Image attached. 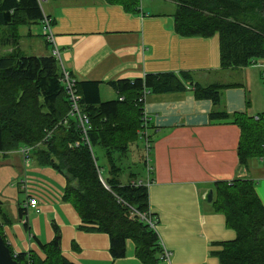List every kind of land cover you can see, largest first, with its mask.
<instances>
[{"label":"trees","instance_id":"16d2710c","mask_svg":"<svg viewBox=\"0 0 264 264\" xmlns=\"http://www.w3.org/2000/svg\"><path fill=\"white\" fill-rule=\"evenodd\" d=\"M112 1L122 3L127 10L140 4V0ZM175 1L176 32L182 37L218 34L223 69L258 61L264 64V0ZM44 15L39 0H0V29L9 30L2 40L8 50L0 53V152L34 146L31 159L65 176L62 200L70 202L79 213L80 229L107 233L113 260L126 257L127 241L132 240L140 261L159 264L164 259L161 238L156 228L139 215L153 220L148 185L132 171L127 181L120 176L130 147L138 146L144 129L149 128L150 121L144 118L145 91L167 94L184 92L191 86L197 99L212 100L216 107L210 113L211 120L232 119L241 129V172H248L253 160L264 157V113H229L221 107L223 90L236 83L202 85L189 71L110 80L107 84L118 97L105 101L101 99V82L77 80L80 109L89 118L86 141L78 116L70 115L72 102L58 60L53 55H26L20 46L19 26L42 22ZM70 76L74 74L70 72ZM95 146L106 151V174L99 165ZM144 162L147 168L148 151ZM213 204L225 214L227 225L237 231L236 239L228 241L219 252L220 264H264V205L256 192V181L245 175L231 182H218ZM26 209L19 207L20 216L26 214ZM1 218L9 221L4 215ZM54 229L50 243L33 237L44 257L34 251L11 250L14 258L20 264H75L62 254L61 233L56 225Z\"/></svg>","mask_w":264,"mask_h":264},{"label":"crops","instance_id":"0c3cea01","mask_svg":"<svg viewBox=\"0 0 264 264\" xmlns=\"http://www.w3.org/2000/svg\"><path fill=\"white\" fill-rule=\"evenodd\" d=\"M42 8L52 20L54 34L47 55L57 47L62 73L72 72L76 80L101 82L102 100L110 80L189 71L202 85L236 83L223 90L221 107L229 113L258 116L264 112V97L253 104L248 94L249 83H259V76L264 80L262 62L223 69L218 34L182 37L176 32L175 0H140L134 10L112 0H43ZM191 88L167 94L145 91L143 98L150 122L149 134L144 129L146 139L141 140H151L152 148L150 165L143 169L141 163L143 173L136 176L145 184L150 179V212L162 248L171 253L159 264H220L219 252L236 239L237 231L227 225L225 214L213 202L205 200L209 189H213L215 200L218 182H231L245 174L256 181L264 205V157L253 160L248 172H241L240 127L232 119L211 120L216 106L210 99H197ZM21 160L24 162L22 154ZM30 164L27 171L23 164L18 183L32 176L46 181L47 187L40 195L39 210L28 208L20 216L26 193L24 200L17 199L12 214L2 207V235L14 253L34 251L44 257L33 237L50 243L56 225L62 254L75 264H144L136 257L132 240L127 241L126 257L113 260L109 235L80 229L79 213L62 200L65 176L34 159ZM3 215L9 221H4Z\"/></svg>","mask_w":264,"mask_h":264},{"label":"rangeland","instance_id":"374dc122","mask_svg":"<svg viewBox=\"0 0 264 264\" xmlns=\"http://www.w3.org/2000/svg\"><path fill=\"white\" fill-rule=\"evenodd\" d=\"M43 28L42 22L19 26V32L22 35L20 46L26 55L44 56L50 54L52 45L47 43ZM8 31L9 30L6 28L0 29V53L8 50L7 46L2 44V40L7 36ZM10 49H12V47H10ZM232 79L236 80L235 76ZM248 90L250 100L253 101V104H257L259 97L261 95L264 97V80L259 76V83H249ZM115 97H117V95L114 93L113 89L111 87H105V90L102 92V98L104 100H111L115 99ZM145 133L149 134V130ZM145 133H143L141 137L146 139ZM94 151L98 157L99 165L103 167L102 172L106 174L109 165L105 149L101 146H95ZM141 151L144 153V158L142 157V159ZM145 156H147L146 143L145 140L140 139L138 141V146L134 145L130 147L128 156L123 162V172L120 175L121 178L125 179L128 177L130 171L141 175L143 169H147L144 162ZM141 163L143 169L141 168ZM23 164L24 162L21 160L20 152H0V200L2 201L3 209L10 214H12L13 209L17 207V199H25V193L20 191L17 184L22 175L21 169H23Z\"/></svg>","mask_w":264,"mask_h":264},{"label":"built area","instance_id":"2783aa9c","mask_svg":"<svg viewBox=\"0 0 264 264\" xmlns=\"http://www.w3.org/2000/svg\"><path fill=\"white\" fill-rule=\"evenodd\" d=\"M40 4L43 3V0H39ZM43 24V31L44 34L47 38V42L52 43L54 41V34L52 32V20L50 17L44 15V19L42 21ZM52 55L60 62L61 57L60 53L57 47H55L52 50ZM263 68L264 71V64H260ZM264 77V73H263ZM62 81L64 82L67 90V94L69 96L70 101L72 102V109L70 111V115L75 116L77 115L79 118L80 122V127L83 131L84 138L86 141H88L87 138V130L89 127V118L86 113H83L80 109V96L77 94L76 91V83L77 80L70 76L65 70H63V76H62ZM145 122L148 121V117H146V114L144 115ZM146 150L150 153V142L149 140L146 141ZM42 144V143H41ZM20 154L23 156L24 160V171H27L28 168L30 167V162H31V156L34 151V146H23L19 150ZM150 179L147 182V185H149ZM22 190V192L26 193L27 199L25 201V208H32L39 210V203H40V195L45 187H47V182L36 177L28 176L24 177L19 183H17ZM142 218L146 219L150 225L155 228V223L153 222L152 219H147L145 214H139ZM163 257L164 259L169 258L170 252L166 250V248L163 246Z\"/></svg>","mask_w":264,"mask_h":264},{"label":"water","instance_id":"95a60500","mask_svg":"<svg viewBox=\"0 0 264 264\" xmlns=\"http://www.w3.org/2000/svg\"><path fill=\"white\" fill-rule=\"evenodd\" d=\"M245 174H243L244 176ZM214 199L213 189L206 193L205 200L212 203ZM0 264H20L12 255V251L2 233H0Z\"/></svg>","mask_w":264,"mask_h":264}]
</instances>
